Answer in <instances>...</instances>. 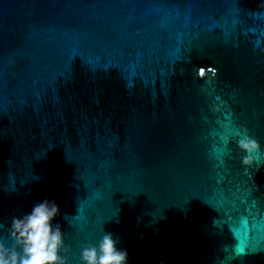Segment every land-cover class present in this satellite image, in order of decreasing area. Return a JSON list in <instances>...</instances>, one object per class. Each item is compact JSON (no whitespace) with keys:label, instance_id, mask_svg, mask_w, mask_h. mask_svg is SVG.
Returning <instances> with one entry per match:
<instances>
[{"label":"water","instance_id":"water-1","mask_svg":"<svg viewBox=\"0 0 264 264\" xmlns=\"http://www.w3.org/2000/svg\"><path fill=\"white\" fill-rule=\"evenodd\" d=\"M45 199L66 264H264V0H0V240Z\"/></svg>","mask_w":264,"mask_h":264},{"label":"clouds","instance_id":"clouds-1","mask_svg":"<svg viewBox=\"0 0 264 264\" xmlns=\"http://www.w3.org/2000/svg\"><path fill=\"white\" fill-rule=\"evenodd\" d=\"M237 147L246 155L242 165H249L259 143L248 135L237 140ZM60 214L54 200L45 199L33 205L30 213L13 216L7 226L8 246L0 240V264H66L68 248L59 223L52 221ZM3 225L0 224V228ZM127 250L117 248L112 233L104 232L96 243L81 247V264H127Z\"/></svg>","mask_w":264,"mask_h":264}]
</instances>
